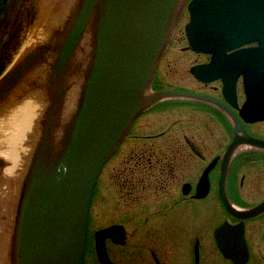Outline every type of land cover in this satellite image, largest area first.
<instances>
[{"label": "water", "instance_id": "1", "mask_svg": "<svg viewBox=\"0 0 264 264\" xmlns=\"http://www.w3.org/2000/svg\"><path fill=\"white\" fill-rule=\"evenodd\" d=\"M185 3L72 0L65 20L51 31L47 41L25 52L0 76L1 108L23 88L30 73L49 63L51 52H55L46 84V110L15 202L8 264H82L97 179L134 119L163 99L213 101L185 91L150 92ZM187 10L185 33L194 52L207 54L216 47L224 55L225 51L258 42L257 48L224 55V65H196L190 73L201 82H211L223 76L217 71L228 68L226 63L232 58L235 67L225 70L226 79L243 74L247 87H254L257 72L264 76V0H191ZM81 51L86 53L85 62L77 60ZM236 54L241 56V65ZM76 76L81 78L77 97L62 121ZM233 84L223 90L232 88L233 93ZM244 106L241 112L250 114L243 116L246 122L264 120V109L257 112L252 105L247 110ZM234 122L235 134L226 160L239 144L264 147V141L249 137L236 118ZM204 179L205 174L201 181ZM202 195L198 192L197 197ZM222 201L236 217L257 215L264 209L260 205L242 213L228 204L224 194ZM238 237L239 242L218 240V248L233 264H245L246 247Z\"/></svg>", "mask_w": 264, "mask_h": 264}, {"label": "flooded vegetation", "instance_id": "2", "mask_svg": "<svg viewBox=\"0 0 264 264\" xmlns=\"http://www.w3.org/2000/svg\"><path fill=\"white\" fill-rule=\"evenodd\" d=\"M33 1L0 0V76L17 58L22 57L21 47L26 31L22 29L24 24L21 27L17 21H26L28 33L35 15ZM190 1L186 0L168 47L158 63L151 92L176 90L171 84L165 86L167 77L183 79L187 71L194 78L190 73L192 67L215 64L212 53H197L188 46L185 26L189 21L187 5ZM11 2H14L13 8ZM9 11L12 14L8 18ZM173 43L182 45L168 56L167 50ZM257 47L258 42H252L225 51L224 55ZM224 60L225 57L217 58L218 65H224ZM172 68L175 70L172 71ZM36 70L33 72L35 78L27 79L18 94L12 97L16 101L20 94L24 99L28 95H38L42 99L40 115L43 117L48 97L43 96L45 91L40 85L42 82L38 84L39 69ZM158 71L163 73L162 76L157 75ZM194 80L198 89L191 93L206 95L213 101L163 99L132 122L113 155L118 154L125 139H130L127 156L112 169L110 180L114 190H106L107 185H100L99 192H95L98 197L95 208H92L95 193L92 195L82 264H233L232 259L226 258L218 248V240L229 242L238 236L242 237L246 247L245 264H264V209L257 215L236 217L222 201L224 194L228 204L242 213L264 205V147L242 143L227 161L225 159L235 134L234 118L249 137L261 141H264V120L246 122L241 114L246 101L243 74L234 82L233 93L229 89L223 90L225 82L221 78L208 83ZM226 81L228 85L232 82L231 79ZM38 87L43 90L42 94L40 91L35 93ZM170 99H183L190 103L181 106L182 110L173 115L165 128L158 125L144 126L140 131L134 129L136 121L150 109V112L168 109L160 104ZM19 100L17 102H22V99ZM36 100V119L29 132L31 136H28L31 143L39 129V104ZM9 110L12 109L0 108V118L5 117ZM189 111L196 112V115L186 114L187 119L177 115ZM6 125L7 122L4 123ZM238 134L242 135L241 132ZM3 150L4 144L0 142V151ZM8 167L7 160L0 156L1 223L4 221L1 218L4 219L5 197L12 198L13 207L23 172L22 168H16L18 180L10 182L11 175L6 172ZM204 174L206 179L203 182L206 184H202L200 192L203 195L197 197ZM96 184H99L98 179Z\"/></svg>", "mask_w": 264, "mask_h": 264}, {"label": "bare ground", "instance_id": "3", "mask_svg": "<svg viewBox=\"0 0 264 264\" xmlns=\"http://www.w3.org/2000/svg\"><path fill=\"white\" fill-rule=\"evenodd\" d=\"M65 1L66 0H58V1L57 0H55V1L54 0H45V2L43 3L42 14H41V18H40L39 22L35 26L30 28L28 33L26 34V38L24 37L23 44L21 47V51H22L21 54H23V52L26 49H33L35 45H37V44L39 45V44H42V43L47 41V37H49V36H47V34H45L42 30H45L46 32L49 31V28L53 25V22H54L53 18H54L55 12L57 10H59L58 11L59 15L60 14L62 15L64 12H66L65 10H62L64 8V6L62 4H64ZM54 10H55V12H54ZM181 15H182V13H181ZM169 42H170V40H169ZM169 42H168V44H169ZM168 44H167V47H168ZM167 47H166V49H167ZM87 49L88 48H86L85 52L87 51ZM166 49H165V51H166ZM249 49H252V48H249ZM236 52L237 51H235L233 53L235 54ZM211 53L213 55V60H214L213 62H215V64H212V68H217V66H218L217 58L220 60L224 57V55H223V53H219L218 49L216 47L212 50ZM237 55L239 56L238 57L239 59L237 60V64H238V61H240L239 64L241 65V60H242L241 56L239 54H236V56ZM54 56H55V52H51L50 58L47 57V58H49L48 59L49 63H42V65L39 68H37V69H39L38 84L40 82H42V84H43L44 83L43 81L45 80L44 87L42 84H40L46 93V94L45 93L43 94L44 98L48 97V92L46 90V84H48V77H49L48 75H50V73H51L50 65L54 61L53 60ZM85 56H86V53H83V51H81L77 56V60L78 61L82 60V62L83 61L85 62ZM18 59L19 58H17L12 64L13 65L16 64L18 62ZM226 65L231 70L234 69V67H235V64L232 61V58H230L229 61H227ZM221 68H222L221 70L218 69L217 74L219 73V74H222L223 76L220 75L218 78L223 79L225 82L224 86L227 87L228 84L226 83L227 79L225 77L224 72L228 68H225L224 66ZM35 71H37V70H35ZM35 71H32L31 74L27 77L28 80H33V78H35V73H33ZM43 74H45L44 77H43ZM256 75H257L256 76L257 78L255 79L256 82L254 83L255 84L254 87H247L248 80L246 79V81H245V84H246V86H245V88H246V101H245L246 108L244 106L243 109L247 110V106L252 105L255 107V111L258 112L259 110L264 109V76L260 72H257ZM236 79H232V84L236 81ZM41 80H43V81H41ZM252 80H254V79H252ZM80 81H81L80 76L79 77L76 76L72 80L73 86H72V89L68 93V96L66 98V103L64 106V112L62 115V117H63L62 121H64L66 119V117L68 116V114L70 113V111L72 110V108L74 106V102H75V99L77 97ZM229 90H232V88H229ZM42 91H40L41 94H42ZM233 92H234V87H233ZM227 93H228V91H227ZM45 95H47V97ZM34 98L36 100V98H38V95L37 96L34 94L28 95L26 97V99H24L25 101L23 100L24 101V103H23V101L17 102V101H15V98L11 97L10 100L5 102V104H3L1 106L2 110L3 109H12V110H9L6 112L7 115L5 117L0 118V133L6 134V139L4 141H0V142L5 143V144L6 143L9 144V149L0 151V156H2L4 158L7 157L12 162V167H10L6 171L8 175H11V176H9L10 182L12 179H14L15 181L18 180V177L16 175V168H19L20 163H21V156H19V153L21 150V144H23L25 137H28V134H29L30 130L32 129V122L36 119L35 116H36L37 106L35 105L34 101H32V99H34ZM38 110H39V112H41L39 106H38ZM247 112L243 110L241 112L242 116L246 117V116L250 115ZM22 113H24L23 116H22ZM39 117H40V120H39V122H40L41 118H42L40 114H39L38 118ZM6 122H7V125L4 126V123H6ZM4 127H6L5 130H4ZM37 135H38V133H37ZM30 136H31V134H30ZM34 139L35 140L37 139L36 135H35ZM35 140H33V142ZM32 143L29 144L30 147H26L28 149H26V148H24V146H22L23 150L24 149L27 150L28 153H27V155H25V160L27 162L25 163V166H24V169H23V172L21 175L22 177L18 181V184H20L19 189L21 187V183H22L24 176H25L28 161L30 160V157L32 155V151H33V147H34V145ZM23 157H24V153H23ZM202 184H204L203 181H201V183L198 186V192L199 193L202 192V189H201ZM14 202H16L15 198H14ZM3 205H4L3 206L4 208H3L2 212L4 215V219L1 218V221L2 220H4V221H3V223L0 222L1 223L0 224L1 225L0 226V264L5 263L4 261H6V253H7V250H6L7 248L5 247V245H6L5 241H7V234H6V237H3L2 232L7 230L10 227V225L12 224V218H13L14 209H15V205L12 207V204L10 202V197H8V196L5 197V202ZM234 240L236 242H239V237H236V238L234 237ZM8 259H9V248H8Z\"/></svg>", "mask_w": 264, "mask_h": 264}, {"label": "rangeland", "instance_id": "4", "mask_svg": "<svg viewBox=\"0 0 264 264\" xmlns=\"http://www.w3.org/2000/svg\"><path fill=\"white\" fill-rule=\"evenodd\" d=\"M55 1V0H54ZM58 1V0H57ZM71 1L72 0H66L65 2H64V4H62L63 6H64V8L62 9V10H65L66 12H64L62 15L60 14L59 15V13H58V11L59 10H57L56 12H55V10H54V12H55V15H54V18H53V20H54V22H53V25L49 28V31H45V30H42L45 34H47V36H49L50 37V33H51V31L52 30H55L56 28H58L62 23H63V21L65 20V18H66V15H67V11H68V7H69V5H70V3H71ZM45 2V0H34L33 1V9L35 10V15H34V17H32V19H33V22L30 24L31 26L29 27V28H32L33 26H35L38 22H39V20H40V18H41V14H42V9H43V3ZM11 4V6H12V8H13V4H14V2H11L10 3ZM29 9H30V7H28ZM66 8V9H65ZM12 11H13V9H12ZM58 15H57V14ZM9 14L11 15L12 13H10V11L8 12V18H9ZM29 18H27V20H28ZM19 22V24H21V27H22V25L24 24V27H22V29L23 30H25L26 32H27V28H28V26H27V24H26V21L24 20V21H20V19H19V21H17V23ZM26 32H24V36H25V38H26ZM49 37H47V39L49 38ZM45 43V42H44ZM182 44H175V43H173V44H171V46L168 48V50H167V55L168 56H170L171 54H174L175 53V51L177 50L178 51V49H179V47L181 46ZM170 53V54H169ZM172 58H174V57H172ZM186 66V65H185ZM10 67V66H9ZM8 67V68H9ZM7 68V69H8ZM161 68H162V65H161ZM175 69L174 68H172V71H174ZM185 71H186V67H185ZM184 71V72H185ZM162 72L161 71H158L157 72V75H161L162 76ZM185 74H186V77H184L183 79L181 78V77H178V76H175V77H167L166 79H165V86L166 85H168V84H171L172 85V88H174V89H176V90H182V91H188V92H192L194 89H198L197 87H198V85H197V83L195 82V80H194V78L193 77H191L189 74H187V71L185 72ZM180 83H183V84H185L186 86H183V84L181 85ZM188 85V86H187ZM191 86H194V88L193 87H191ZM40 91V87H38V88H36L35 89V93H38ZM40 96H41V94H40ZM12 97V96H11ZM10 97V98H11ZM23 97V95H19L18 97H16V101H21V100H19V99H22V101L24 100V98H22ZM42 98V97H41ZM36 99H38V104H39V107H40V110L42 111V108H43V104H41V101H42V99H39V98H36ZM10 100V99H9ZM25 101V100H24ZM24 101H23V103H24ZM32 101H34L35 102V98L34 99H32ZM166 102H161V104H160V106L161 107H163V108H166V107H168V109H160V110H154V112L152 111V112H150V110L148 111L149 113H146L145 115H143L141 118H139L137 121H136V123H135V127H134V129L135 130H139L140 131V129H143V127L144 126H158V125H161L162 127H166V126H168V123H169V120L170 119H172V117H173V115H175L176 113H177V111L179 110H182V108H180L181 106H184V105H186V104H189L190 103V101H187V100H183V99H170V100H165ZM42 107V108H41ZM171 109V110H170ZM39 111V110H38ZM161 113V114H158V113ZM41 112H39V114H40ZM188 114H194V115H196V112H182L181 114H177L179 117H181V118H185V119H187L188 118V116L187 115ZM24 115V113H22V116ZM194 115H192L193 116V118H194ZM7 121V120H6ZM6 129V127H4V130ZM3 130V131H4ZM138 131V132H139ZM0 141H4L5 139H6V134H2V133H0ZM28 136H30V133L28 134ZM34 140V139H33ZM27 142H29V139H28V137H25V140L23 141V144H21V150H20V153H19V156H21V163H20V166H19V168H22V171H23V169H24V166H25V163L27 162L26 160H25V155H27V150H23V147L22 146H24V148H26V147H30V145L29 144H31V142H29V143H27ZM131 143V141H130V139H125V141H124V143H123V145L119 148V152H118V154L116 155V156H113L110 160H109V162L105 165V167L103 168V170H102V172H101V174H100V176L98 177V181H99V186L96 184V188L94 189V192L93 193H95V192H99V190H100V185H107L106 186V190H114V188L111 186V173H112V169H113V167H115L123 158H125L126 156H127V153L129 152V148H128V144H130ZM2 144H4V147H5V150L7 149H9V144L8 143H2ZM33 144V143H32ZM33 146V145H32ZM26 149H28V148H26ZM29 151V150H28ZM24 153V157H23V153ZM4 158V157H3ZM4 159H6L7 160V162L9 163V167H8V169L10 168V167H12V162L10 161V159L9 158H4ZM227 161V160H226ZM7 169V170H8ZM192 171H193V169H192ZM94 195V194H93ZM10 200H12V198H10ZM97 201H98V197H97V195H96V193H95V196H94V202H93V204H92V208L94 207H96L97 206ZM94 212H95V209H94ZM9 229V230H8ZM7 230H5L4 232H2V235H3V237H6V234H7V241H5L6 242V245H5V247L7 248L6 250H7V253H6V261H4L5 263L4 264H8V248H9V242H10V227L8 228ZM3 241V240H2ZM205 249H206V245H205ZM218 264H227V263H222V262H218Z\"/></svg>", "mask_w": 264, "mask_h": 264}]
</instances>
